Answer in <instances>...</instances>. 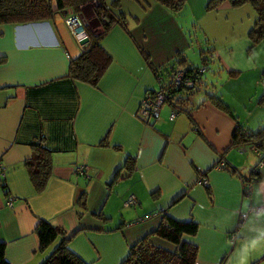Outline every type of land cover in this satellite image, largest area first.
Returning a JSON list of instances; mask_svg holds the SVG:
<instances>
[{
  "label": "crops",
  "instance_id": "0c3cea01",
  "mask_svg": "<svg viewBox=\"0 0 264 264\" xmlns=\"http://www.w3.org/2000/svg\"><path fill=\"white\" fill-rule=\"evenodd\" d=\"M128 1L103 0L123 11L126 30L113 25L100 38L110 63L95 86L67 74L70 60L87 48L84 33L74 38L65 27L67 12L0 25L3 261L39 264L48 257L58 240L40 252L39 221L60 229L67 248L86 264H120L144 237L173 252V245L148 236L168 217L196 225L182 239L196 248L194 264H264V161L249 144L231 145L236 130L264 127V39L252 44L247 38L252 8L223 2L197 19L212 65L225 78L222 91H194L174 119L165 104L155 120L142 122L136 111L153 89V70L170 67L175 54L185 57L188 43L168 10L149 0H131L141 7L126 8ZM206 94L220 97L227 111ZM38 140L49 152L50 176L35 193L24 161ZM256 147L263 153L264 141ZM81 192L85 211L77 217ZM129 196L135 205L125 207Z\"/></svg>",
  "mask_w": 264,
  "mask_h": 264
},
{
  "label": "trees",
  "instance_id": "16d2710c",
  "mask_svg": "<svg viewBox=\"0 0 264 264\" xmlns=\"http://www.w3.org/2000/svg\"><path fill=\"white\" fill-rule=\"evenodd\" d=\"M136 1L143 2V0ZM153 1L168 10L171 14H174L181 8L185 0ZM223 2H227L231 8H239L244 5L251 7L255 14V21L252 28L248 31L247 38L252 44H256L258 41L264 39V0H209L205 11L212 10ZM114 5L117 6L112 3L111 8L115 7ZM145 6L147 8L149 6L148 3H145ZM111 8L106 7L103 0H0V25H23L43 22L50 20L52 14L55 12L62 13L64 11L69 15L82 16L87 21L83 25L87 48L77 58L70 60L67 74L77 82L95 86L110 63V58L99 45L100 38L113 25H120L126 30L125 16L118 10L116 11ZM142 9L144 10V8ZM84 10H87L86 14H84ZM203 41L206 51L203 53L198 49L200 52V65H192L186 61L183 54H175L174 59L168 64L171 65L170 67L153 70L152 75L157 84L156 89L161 84L167 83L169 76L178 70H181L184 77L189 79L194 85L191 90L171 89L169 91L170 97L168 96L169 98L164 100L163 105H168L171 111L175 110L179 114L180 112H184L183 110L186 109L187 100L192 92L204 91V89L208 90L207 85L204 83L205 72L209 71L213 66L214 57L211 54V50L207 48L206 40L203 39ZM145 59L147 60L148 57H145ZM174 64H176V67L173 66ZM214 70L209 72L213 73ZM263 75L264 73H262L260 79ZM156 89L151 90L150 93H154ZM204 92L206 93L207 91ZM207 99L217 109L224 112L227 111L220 97L207 95ZM263 141L264 127L250 134H244L243 131L236 130L232 136L231 145L243 146L249 144L248 147L254 148L256 150L255 153L260 156L259 159L262 161L264 152L257 153L256 143L261 145ZM31 148L32 154L24 161V168L34 192L40 193L50 176L49 152L42 148L41 140L31 144ZM124 167L129 169L127 165ZM2 184L3 179L2 175H0V190L3 191L5 186ZM83 194L84 192H81L75 200V204L81 209L80 213H77V217H80L85 211ZM92 216L99 217L97 215ZM196 229L194 223L177 222L168 217H163L157 227L148 236L156 237L173 245L174 251L168 252L151 246L147 242L148 237H144L128 248L120 264H194L196 248L183 242L182 239L184 236H193ZM35 234L40 252H43L55 240H58V244L54 250L39 264H86L67 248V241L64 239V234L60 229L39 221L35 228ZM0 264H6L1 254Z\"/></svg>",
  "mask_w": 264,
  "mask_h": 264
},
{
  "label": "built area",
  "instance_id": "2783aa9c",
  "mask_svg": "<svg viewBox=\"0 0 264 264\" xmlns=\"http://www.w3.org/2000/svg\"><path fill=\"white\" fill-rule=\"evenodd\" d=\"M86 19L79 15H68L64 18V25L69 30L72 37L77 38L81 34H83V25L85 24ZM192 82L185 78L183 72L181 70L173 72L168 79L167 83L161 84L154 93L147 92L140 100L138 104V108L136 111V116L142 122H146L148 120H155L158 115V111L160 107L163 105L165 99L169 98V91L171 89L174 90H191L193 88ZM260 86L264 89V75L260 79ZM181 91V92H184ZM169 96V97H168ZM179 112L173 110L169 113L168 119L172 120L175 116H177ZM252 150L256 151L254 148ZM264 161V158L262 159ZM218 165L221 166L220 163ZM198 185L206 186V182L204 180H199L197 182ZM135 199L133 196H129L124 204V206H134ZM262 209L256 208L253 209L252 212L258 213L261 212ZM245 214L240 218L243 219Z\"/></svg>",
  "mask_w": 264,
  "mask_h": 264
},
{
  "label": "rangeland",
  "instance_id": "374dc122",
  "mask_svg": "<svg viewBox=\"0 0 264 264\" xmlns=\"http://www.w3.org/2000/svg\"><path fill=\"white\" fill-rule=\"evenodd\" d=\"M149 1L153 4L155 3L153 0H149ZM207 1L208 0H203L201 3H198L195 0H185L181 8L177 12L172 14L173 18H175L178 24H180V29L183 33L182 37L184 36L185 41L188 43V47L185 50L186 61L194 65L201 64L200 57H199L200 52L198 49H200L203 53H205L206 51V48L202 44L203 39H206V38L202 31V26L197 23V19L198 18L200 19L205 15L203 11H205ZM126 3H128V4H125L126 8L133 7L135 9L136 6L141 7L135 1L131 2V0H129ZM109 7L111 8V3L109 4ZM141 10L143 11V9ZM86 12L87 10H84V14H86ZM199 15L200 17H198ZM93 27H95V25H93ZM223 27H226V26H223ZM213 66L209 69V71L214 70L216 65H213ZM209 71L205 72L206 76H205L204 83L207 85L208 89L216 90L217 93H220V91H222L221 90V86L223 84L222 81H224L225 78L224 80L219 79L217 75V70H215L214 73H211ZM156 87H157V84L154 81V84L152 87L153 89L151 90H155ZM208 91L206 93H208ZM208 94H210V92Z\"/></svg>",
  "mask_w": 264,
  "mask_h": 264
}]
</instances>
